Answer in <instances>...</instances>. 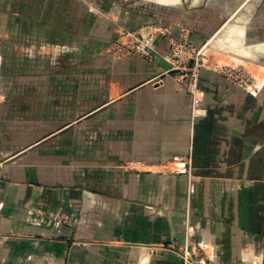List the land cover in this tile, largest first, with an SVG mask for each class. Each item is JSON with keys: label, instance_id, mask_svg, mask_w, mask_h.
Returning a JSON list of instances; mask_svg holds the SVG:
<instances>
[{"label": "crops", "instance_id": "0c3cea01", "mask_svg": "<svg viewBox=\"0 0 264 264\" xmlns=\"http://www.w3.org/2000/svg\"><path fill=\"white\" fill-rule=\"evenodd\" d=\"M32 1L0 15V264H182L191 245L207 264H264V87L202 68L193 117L172 75L152 82L157 57L104 51L139 8ZM190 29L196 45L218 30ZM222 30L221 45L244 33Z\"/></svg>", "mask_w": 264, "mask_h": 264}, {"label": "rangeland", "instance_id": "374dc122", "mask_svg": "<svg viewBox=\"0 0 264 264\" xmlns=\"http://www.w3.org/2000/svg\"><path fill=\"white\" fill-rule=\"evenodd\" d=\"M25 1L27 0H0V15H6L10 11L12 13L22 11L20 8H23ZM45 1L33 0L31 6L37 8L51 6V3ZM82 1L85 4L89 3L91 9L99 13L118 15L120 14V7H126L127 9L137 7L143 12L140 15L150 16L154 14L157 19L151 20L145 16L142 24L132 29L120 31L104 51L116 57L137 54L152 59L155 56L152 52L153 43L158 38L163 39L167 44V51L165 54L160 55L169 64V67H163L160 64L161 73L152 79V82H159L161 80V78H158L160 75H172L177 88L185 91L188 97L190 77L194 72H197L200 90L204 93L203 108L205 92L201 85L200 72L202 68L215 70L233 84L240 85L255 95L263 90L264 0ZM122 3L125 6H120ZM80 7L85 6L81 4ZM167 16L170 17L168 19L171 22H178L179 30L177 34L169 28L171 24L165 23ZM4 18L5 16H2L1 20ZM187 24L201 25L202 28H207L212 32L221 25L222 28L220 27L214 33L209 31L208 34H212L208 41L202 45H196L190 38V28L193 25L189 27ZM230 24L240 25L244 28V33L241 36L236 33L230 34L226 38L225 45H221L218 37L223 32L222 29ZM186 73L189 76L182 78ZM235 76H239V78L235 80ZM246 78L251 80L248 81ZM188 162L186 167L189 170L191 168L190 159H188ZM204 259L206 260L205 255Z\"/></svg>", "mask_w": 264, "mask_h": 264}, {"label": "built area", "instance_id": "2783aa9c", "mask_svg": "<svg viewBox=\"0 0 264 264\" xmlns=\"http://www.w3.org/2000/svg\"><path fill=\"white\" fill-rule=\"evenodd\" d=\"M196 69L198 70V68ZM189 70L191 71V69ZM187 75L188 74L186 73L185 75L182 76V78H184ZM238 78L239 76L234 77L235 80H237ZM246 79L248 81L251 80L250 78H246ZM188 84H189L188 85L189 87L188 97H189L191 108L193 110V114H192L193 117L205 115L206 110L202 107L204 93L200 90V83H199L197 72L193 73V75L190 77V82ZM174 160L179 163H184L185 165L189 163L187 159H184L183 157H179V156L175 157ZM179 254L184 260L185 264H207L206 260L204 259L205 251L201 247L196 248L191 245L190 247L188 246V247L181 249L179 251Z\"/></svg>", "mask_w": 264, "mask_h": 264}, {"label": "water", "instance_id": "95a60500", "mask_svg": "<svg viewBox=\"0 0 264 264\" xmlns=\"http://www.w3.org/2000/svg\"><path fill=\"white\" fill-rule=\"evenodd\" d=\"M153 54L155 55V57H157L159 59V62L160 64L163 66V67H169V64L165 61V59H163V57L157 53L156 51H152ZM182 264H185L184 260L182 259Z\"/></svg>", "mask_w": 264, "mask_h": 264}, {"label": "bare ground", "instance_id": "6f19581e", "mask_svg": "<svg viewBox=\"0 0 264 264\" xmlns=\"http://www.w3.org/2000/svg\"><path fill=\"white\" fill-rule=\"evenodd\" d=\"M166 73H168V72H166Z\"/></svg>", "mask_w": 264, "mask_h": 264}]
</instances>
